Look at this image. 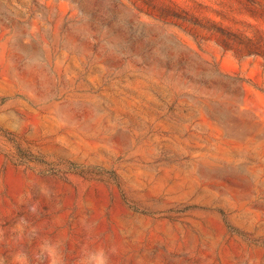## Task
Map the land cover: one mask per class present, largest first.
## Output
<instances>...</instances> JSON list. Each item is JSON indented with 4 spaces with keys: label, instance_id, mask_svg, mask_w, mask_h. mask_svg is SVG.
<instances>
[{
    "label": "rangeland",
    "instance_id": "obj_1",
    "mask_svg": "<svg viewBox=\"0 0 264 264\" xmlns=\"http://www.w3.org/2000/svg\"><path fill=\"white\" fill-rule=\"evenodd\" d=\"M0 264H264V0H0Z\"/></svg>",
    "mask_w": 264,
    "mask_h": 264
}]
</instances>
